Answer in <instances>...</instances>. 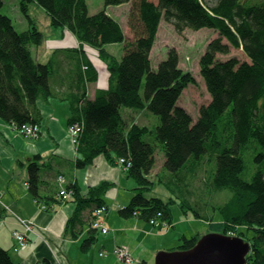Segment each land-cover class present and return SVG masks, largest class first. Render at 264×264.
Returning <instances> with one entry per match:
<instances>
[{
    "label": "trees",
    "instance_id": "obj_1",
    "mask_svg": "<svg viewBox=\"0 0 264 264\" xmlns=\"http://www.w3.org/2000/svg\"><path fill=\"white\" fill-rule=\"evenodd\" d=\"M19 1L26 18L32 19L31 5L41 7L54 28L70 32L79 43L56 50L50 64L37 63L32 49L41 46L43 33L36 25L30 31L18 32L12 19L3 14L4 2L0 0V120L18 127L25 123L39 126L43 120L40 101L57 98L69 102L72 114L68 127L77 122L83 127L76 148L84 160L77 166L85 167L100 155L114 164L125 159L130 165L125 170L137 188L121 214H139L148 222L158 214L167 220L179 203L185 212L190 208L199 218L200 211L206 209L194 205V189L188 185L193 184L208 157L226 150L217 153L213 182L217 193L231 192L232 197L221 205L220 212L229 232L239 227L254 232L247 264H264V0H105V9L93 15L87 0ZM130 3L133 40L126 38L120 22L108 11V7ZM163 20L179 34L207 28L220 35L200 62L212 102L201 107L195 121L179 105L192 79L175 69L178 55L172 51L159 71L152 66L150 57ZM116 44L122 45L120 60L105 50ZM87 47L99 52L110 72L108 90L97 91L95 100L90 99L88 87L99 82L101 72ZM231 47L242 49L248 61L237 57L221 60L219 55H228ZM139 115L144 119L155 116L152 118L159 123L156 130L137 124ZM225 127L233 131V145L228 148L213 134ZM213 140L217 142L214 150ZM157 151L164 157V169L173 173L166 172L172 180L167 185L165 175L159 174L158 184L166 185L175 199L149 197L155 185L150 176L158 164ZM248 155L256 166L246 180L243 176L251 174L245 162ZM40 169L37 162L28 167V183L36 199L46 184L41 181ZM186 184L185 190L182 186ZM109 187L103 183L83 197L73 186L78 208L69 222L81 221L87 209L92 213L105 207L103 194ZM92 243L90 237L84 246ZM193 245L183 248L190 250ZM0 264L17 263L9 250L0 249Z\"/></svg>",
    "mask_w": 264,
    "mask_h": 264
},
{
    "label": "crops",
    "instance_id": "obj_2",
    "mask_svg": "<svg viewBox=\"0 0 264 264\" xmlns=\"http://www.w3.org/2000/svg\"><path fill=\"white\" fill-rule=\"evenodd\" d=\"M60 102L67 101L51 98L39 102L43 120L38 124L42 131L37 138L20 136L10 124L0 120V248L12 252L11 257L17 264H58L61 259V264H120L113 251L117 246H127L130 253L140 256L144 264H153L155 257L151 258V253L176 246L180 234L193 231L194 222L189 214L185 216L190 219L188 223L179 218L181 214H177L175 234L165 237L167 234L154 229L139 214L123 216L120 210L130 204L136 193L135 180L129 178L128 172L118 163L110 162L104 155L96 157L85 167L77 166L84 157L69 134L71 112ZM33 162L41 167V181L46 183L37 199L28 185V164ZM62 176L64 184L59 179ZM129 179L134 184L130 192L124 186ZM103 183L110 186L103 199L109 211L106 222L111 234L96 237L92 245L84 246L85 240L91 237L88 225H84L81 235L69 237L70 240L64 238L61 248L56 246L64 237L66 222L75 211L74 202H58L59 191L71 187L66 191L75 193L72 187L76 186L78 194L86 197ZM157 190L155 188L150 197H155ZM39 202L48 205V209L44 210ZM20 220L32 225L35 223L41 228L39 237L28 233L31 241L27 249L15 252L17 245L13 234L24 230ZM178 230L181 232L179 235L176 234ZM104 251L106 257L103 258L100 254ZM55 256L62 257L55 260Z\"/></svg>",
    "mask_w": 264,
    "mask_h": 264
},
{
    "label": "rangeland",
    "instance_id": "obj_3",
    "mask_svg": "<svg viewBox=\"0 0 264 264\" xmlns=\"http://www.w3.org/2000/svg\"><path fill=\"white\" fill-rule=\"evenodd\" d=\"M4 2V7L2 9V12L4 15L9 16L12 19V22L14 23L17 31L19 32H26L30 31V29H33L34 26L36 25V28L43 33V41L41 46L38 47H33L32 49V54L34 55V58L36 59L37 63L40 64H50L53 62L55 59V51L63 48H74L78 46V41L74 35H72L70 32L65 31V30H58L54 28L51 25V21L49 20L46 11H44L41 7H38L36 5H31L30 6V11H31V17L33 19H28L26 18L21 10V5L19 0H3ZM88 3V8H90V13L91 15L98 13L99 11H102L105 9V0H87ZM132 3L130 4H125V5H120V6H115V7H108V11L110 12L111 16L113 18L118 19V21L121 24V27L124 29V32L126 33V38L128 37L131 39L133 37V32L132 28L129 27V14L130 11L132 10L131 7ZM34 23V24H33ZM160 29L157 35V42L154 44V49L151 53V61H152V66L153 69L156 71H159L160 67L163 64H166L167 57L170 55V53L173 51L175 52V55H178L179 62L176 64V70H179L181 74H183L182 77H188V80L190 78L192 79L191 82H189L187 88L183 91L182 97L180 99V107H182L184 110L190 113L192 116L193 120L195 121L198 117L199 114L201 113L200 109L201 107L205 105H209L212 102L211 95L209 93V90L207 89L205 79L202 78L201 76V68H200V62L203 58L204 53L207 50V47L210 45L211 42H213L214 39H217L220 37L219 33L214 30V29H207L203 28L199 31H194V30H185L182 33H178L174 26L171 24H168L165 20H163L160 24ZM133 40V39H131ZM223 42L227 43L226 39H223ZM121 44H116L115 46H106V52H108L114 59L120 60L123 56V50H122V45ZM88 51L90 52V55L93 57L94 62L97 64L98 71L100 73V80L97 82V84H90L88 87V94L91 100H95L96 98V93L97 91H107L109 87V79H110V72L107 70V62L103 61L99 57V52L94 51L93 49L87 47ZM232 48V47H231ZM237 57L240 61L245 62L247 59V56L244 54L242 49H236L232 48L231 52L228 55H219V58L221 60H227L231 58ZM165 61V62H164ZM163 62V63H162ZM162 63V64H161ZM161 64V65H160ZM74 99V98H73ZM75 100V99H74ZM72 101V100H71ZM62 106H67L72 114V108L70 106V103L65 102L62 103L60 102ZM74 114V112H73ZM144 114V113H141ZM155 117V116H152ZM149 117L147 119H144L142 116H138L136 119V123L139 124L140 126H147L150 127L151 129H155L158 126V122L155 123L154 118ZM12 129L17 131V133L20 136H25L27 138H35V136L28 135L25 130L26 128L30 127V124H23L22 126L18 127L15 125H11ZM229 126V125H227ZM230 129L231 125L229 126ZM40 128V127H39ZM83 127L79 122L70 125L69 127V134L70 137L73 139V142L76 146V142L78 139V136L80 132L82 131ZM74 130H77V133H74ZM156 130V129H155ZM226 130V131H225ZM229 130L227 127L223 128L222 131L217 129L215 130L213 134L217 135L220 139L221 142H223L225 147H231L233 145L232 141V136H233V131ZM42 129L40 130V132ZM39 132V133H40ZM232 135V136H231ZM37 138V137H36ZM212 142V149L214 150L217 146V142L215 140L211 141ZM157 145V148H160ZM221 151V152H220ZM225 153L227 152L226 150H218L217 153ZM214 153V152H213ZM211 155L208 157L203 164V169L202 171L198 169L197 177L195 181L192 183H189V188H193L192 194L193 197L195 198V203L197 206L203 209V207L206 209V211L201 210L199 215L200 217L198 218L196 213L193 212L192 209L188 208L187 212H185L184 208L181 207V203L178 205L174 206L172 209V215H170L167 220H162L161 219V214L157 215L155 224L152 223L151 221L149 222L154 229H158V231H163V233L166 235L165 237L168 236V234H175V231L173 229H176V217H178L177 214H181L179 216L180 219H183L189 222L193 221L192 229L191 232H186L185 234H180L181 232L176 231V234L180 236L178 237L177 241L179 242L176 246H172L171 248L168 249H161L159 251H165V252H179V251H186L188 248H183V246L190 245L191 243H194L196 245L199 241L200 238L203 236H207L211 233H217V234H225L229 237L236 236V237H243L246 242L250 244L251 248V243L252 239L254 238V232L248 229V227H239L236 229V231L229 232L227 230V227H225L224 220L222 217V214L220 212V208L222 207L221 205L226 204L229 200H231V192L223 191L220 193H217L215 190L217 189V186L214 185L213 179L215 178V172L217 170V160L218 156ZM156 156H158V164L156 165L157 167L154 168V171L151 173V179L155 182L154 185V190L157 188V194L155 197L161 198L163 201H166L170 198H174L173 194L171 195V192L168 190L166 186L167 184H170L172 180H169V176H166V172L172 175L173 173L166 171L163 166L164 162V157L161 153L157 151ZM246 166L250 170V175L246 173L243 177L248 180V178H251L253 176L254 171H255V166L256 162H254V158H252L251 155H248L246 157ZM118 166L121 169H127L130 168L129 164H126L125 159H121L118 162ZM30 165V164H28ZM57 168V167H56ZM159 174H162L167 183L166 185L162 186L161 184H158L159 178L157 177ZM212 174V175H210ZM61 183L64 184L65 181L63 180V176L59 178ZM134 180V179H133ZM133 182L131 179H129V182L125 184V189L130 192V190L133 188L134 184H131ZM188 184V183H187ZM183 185L182 187L188 188V186ZM29 185V184H28ZM30 188V185H29ZM153 190V192H154ZM183 191L180 190L182 196H183ZM180 194V193H178ZM75 193L71 192L69 194V197L65 199L62 195L58 197L59 201L58 202H64V203H70L74 202L75 203V211L74 215H76V211L78 208V202H76L77 197L74 196ZM152 195L149 193V197ZM153 197V198H155ZM188 199L192 198L188 196ZM187 201V200H186ZM193 203V202H192ZM38 204H41V207L44 210L48 209V205L43 204V202H39ZM190 205V204H189ZM113 204H111V207ZM101 209V208H100ZM107 214L109 213L108 208H106ZM203 213V214H202ZM106 213L103 214L101 217L98 215L96 212L91 213V210L84 211V214L81 216V221H71L69 220L74 216L72 215L71 218L66 222V228L64 230V237L61 238L60 242L55 244L59 248H61V243H64V238L67 240H70L69 237H76L81 235V231L83 227L88 225L90 229V234L92 237V240L97 238H101L104 236H107L110 233V228L109 225L107 224V216L105 215ZM190 216V219H186L185 216ZM138 216V214H136ZM152 220V221H153ZM22 220H20L21 223ZM195 224V227H194ZM85 225V226H84ZM23 231H18L13 234V237H15L16 240V245L15 252H18L19 250H25L28 248L29 243L31 240H29L28 233H32L33 235L38 236L39 235V230L40 226L36 225L35 223L31 227H26L22 226ZM180 227V226H179ZM165 231V232H164ZM189 234V235H188ZM18 236L23 238V241H19ZM39 237V236H38ZM26 238V240H25ZM199 239V240H195ZM88 240V239H87ZM44 242L49 245L48 242ZM86 241V240H85ZM95 241V240H94ZM196 241V242H195ZM21 247H19V244ZM82 243V242H81ZM81 243L79 244L80 247L82 246ZM59 244V245H58ZM53 245V246H55ZM92 245V244H91ZM191 246V247H194ZM84 248V247H83ZM144 248V247H143ZM2 249V248H0ZM252 250V248H251ZM250 250V253H251ZM147 252V250H145ZM106 252H102L100 255L101 257H106ZM140 253V251H138ZM158 253L155 252L154 254L151 253V258L158 256ZM249 253V254H250ZM113 254L116 255L118 258V261L120 264H144L143 261H141L140 256H133L132 253H130L129 248L127 246H117L115 250L113 251ZM248 254V255H249ZM10 255H13L11 252ZM56 255H58L56 253ZM62 256H55V260H58V258H61ZM139 257V258H138ZM148 257V256H147ZM150 257L148 259H151ZM63 262V259H61L58 264H61ZM153 264L155 263L152 262ZM42 264V263H40Z\"/></svg>",
    "mask_w": 264,
    "mask_h": 264
},
{
    "label": "water",
    "instance_id": "obj_4",
    "mask_svg": "<svg viewBox=\"0 0 264 264\" xmlns=\"http://www.w3.org/2000/svg\"><path fill=\"white\" fill-rule=\"evenodd\" d=\"M250 244L244 238L211 233L190 250L159 251L156 264H247Z\"/></svg>",
    "mask_w": 264,
    "mask_h": 264
},
{
    "label": "built area",
    "instance_id": "obj_5",
    "mask_svg": "<svg viewBox=\"0 0 264 264\" xmlns=\"http://www.w3.org/2000/svg\"><path fill=\"white\" fill-rule=\"evenodd\" d=\"M40 130L41 129L39 128V126H34V127L33 126H30V127L26 128L25 132L28 135H31V136H35L36 135L37 136L39 134ZM74 133H77V130H74ZM128 169L129 168H127L126 170H128ZM69 194H70V192L68 193V192H66L65 189H63V190L60 191L59 196L62 195L65 199H67L69 197ZM96 213L98 215H100L101 217L103 216L104 213H106L105 215H107V211H106V208L105 207H102L101 209L97 210ZM155 221L156 220H153L151 222L155 224ZM21 225L22 226H26L27 228L28 227H31V223L30 222L27 223V222H25L23 220L21 221ZM18 239H19V241H23V238L20 237V236H18ZM25 240H26V238H25ZM18 244H19V242H18ZM19 247H21L20 244H19Z\"/></svg>",
    "mask_w": 264,
    "mask_h": 264
}]
</instances>
